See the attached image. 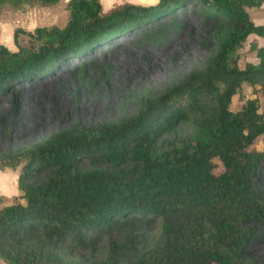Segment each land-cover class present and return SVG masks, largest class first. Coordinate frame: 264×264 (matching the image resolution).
I'll use <instances>...</instances> for the list:
<instances>
[{"label":"trees","instance_id":"trees-1","mask_svg":"<svg viewBox=\"0 0 264 264\" xmlns=\"http://www.w3.org/2000/svg\"><path fill=\"white\" fill-rule=\"evenodd\" d=\"M194 1L219 13L216 49L205 72L114 121L56 130L41 141L0 154V170L16 168L21 202L2 205L0 259L7 264H73L65 243L91 245L107 238L104 260L85 264H264L245 259V223L264 217L262 199L250 185L264 158V109L259 97L240 109L231 104L244 82L264 99V45L250 44L257 64L232 59L250 34L264 37L246 8L264 0H160L127 4L102 13L100 0H69L63 28L27 33L29 47L0 45V91L31 79L93 48L127 26ZM59 0H0L9 7H51ZM180 122L193 134L177 133ZM261 138L262 150L252 149ZM91 165L82 169L81 164ZM218 161V162H217ZM220 166L221 170L216 173ZM42 174L37 182L29 179ZM160 227L152 233L150 223Z\"/></svg>","mask_w":264,"mask_h":264},{"label":"rangeland","instance_id":"rangeland-1","mask_svg":"<svg viewBox=\"0 0 264 264\" xmlns=\"http://www.w3.org/2000/svg\"><path fill=\"white\" fill-rule=\"evenodd\" d=\"M59 0L51 7L26 6L24 11L5 7L0 11V45L11 51L17 43L29 47L32 41L27 33L36 28H63L69 20L67 3ZM102 13L127 4L152 5L150 0H100ZM224 18L205 6L189 1L151 19L125 27L117 34L100 41L93 48L69 57L57 66L31 79L16 82L0 91V154L41 141L50 133L72 125L88 126L114 121L135 114L143 98H157L166 91L184 84L192 74L205 72L207 60L215 52L214 31ZM247 38L232 55L257 64ZM257 86V85H256ZM255 86V87H256ZM250 83L244 82L234 96L231 109L236 111L250 98L259 97L260 111L264 99ZM193 126L180 122L177 133H167L165 139L193 134ZM252 149L262 150V139ZM218 162V161H217ZM24 161L14 168L0 170L1 203H24L16 183ZM94 165L85 161L82 169ZM220 166L216 170L218 173ZM42 174L29 180L37 182ZM250 187L262 199L264 207V158L257 161L250 177ZM13 187L17 191H12ZM157 233L160 220L149 225ZM243 255L248 261L264 263V217L245 223ZM65 260L85 264L90 260H104L107 256V238L100 235L93 244L79 246L65 243ZM0 261H3L0 259ZM3 264H7L3 261Z\"/></svg>","mask_w":264,"mask_h":264},{"label":"crops","instance_id":"crops-1","mask_svg":"<svg viewBox=\"0 0 264 264\" xmlns=\"http://www.w3.org/2000/svg\"><path fill=\"white\" fill-rule=\"evenodd\" d=\"M246 12L248 13L250 20L255 25L264 26V2L259 7L246 8ZM247 38H250L251 41H253L258 47L264 45V37L262 36H258L256 34H250ZM16 186H17V183H16ZM15 190L17 191V189L13 187L12 191H15ZM0 194H2L1 189H0Z\"/></svg>","mask_w":264,"mask_h":264},{"label":"clouds","instance_id":"clouds-1","mask_svg":"<svg viewBox=\"0 0 264 264\" xmlns=\"http://www.w3.org/2000/svg\"><path fill=\"white\" fill-rule=\"evenodd\" d=\"M133 2L135 3L136 0H133ZM150 3H151L152 5H157V4L160 3V0H150ZM0 264H3V261H0Z\"/></svg>","mask_w":264,"mask_h":264}]
</instances>
